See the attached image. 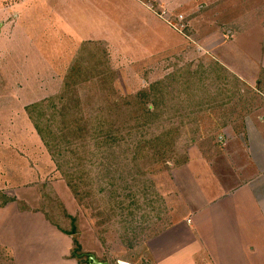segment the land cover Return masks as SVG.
<instances>
[{
    "label": "rangeland",
    "instance_id": "obj_1",
    "mask_svg": "<svg viewBox=\"0 0 264 264\" xmlns=\"http://www.w3.org/2000/svg\"><path fill=\"white\" fill-rule=\"evenodd\" d=\"M136 1L0 0V208L9 200L6 204L34 213L30 206L36 208L40 203L55 220L65 207L63 224L84 239L88 248L90 229L95 232L92 206L77 205L24 109L59 91L67 69L79 58L80 47L87 42L107 44L118 96L160 81L177 67H195L207 57L243 81L236 83L238 95L233 105L216 113L209 111L211 120L204 126L213 132L188 148L187 164L192 171L180 168L170 174H150L151 193L164 202L165 216L152 226L148 223L144 230L146 222L140 218L143 224L136 241L128 245L120 241L116 227L103 234L102 258L109 264H149L144 257L148 246L183 207L206 209L217 201L222 204L216 207L228 205L234 216L244 219L243 234L235 231L243 239L254 232L253 224L248 223L256 216L251 200L262 204L264 217V0H195L191 12H186L189 16L183 11L170 16L151 0ZM137 13L141 22L146 18V27L154 28V22L166 27L165 50L155 42L150 45L155 35L139 31L140 21L133 19ZM181 13L190 22L194 20V29L187 28ZM181 39L184 43L179 47ZM193 173L197 182L190 179ZM10 263L0 258V264Z\"/></svg>",
    "mask_w": 264,
    "mask_h": 264
},
{
    "label": "trees",
    "instance_id": "obj_2",
    "mask_svg": "<svg viewBox=\"0 0 264 264\" xmlns=\"http://www.w3.org/2000/svg\"><path fill=\"white\" fill-rule=\"evenodd\" d=\"M106 45L83 44L59 91L24 109L77 205L92 206L102 246L103 234L115 227L128 245L136 241L140 218L146 222L144 230L166 214L164 202L151 193L150 174H170L187 164L188 148L213 132L204 126L211 120L209 111L233 105L239 81L205 57L195 67H177L160 81L118 96ZM70 257L86 262L75 240Z\"/></svg>",
    "mask_w": 264,
    "mask_h": 264
},
{
    "label": "crops",
    "instance_id": "obj_3",
    "mask_svg": "<svg viewBox=\"0 0 264 264\" xmlns=\"http://www.w3.org/2000/svg\"><path fill=\"white\" fill-rule=\"evenodd\" d=\"M134 1L138 3L136 0ZM151 1L162 7L161 10L164 9V11L170 12V16H173L176 11H183L186 16H189L186 12H191L190 10L193 9L192 5L195 2V0ZM210 1L213 2V0H208L209 3ZM140 8L143 7L140 6ZM143 15H145L144 12ZM178 15L186 18L189 30L190 27L194 29L191 25L194 23L193 19L190 18V22L188 17L182 13ZM146 17L152 19L150 16ZM136 18L139 21L142 19L138 13L133 17V19ZM145 20L146 18L142 22L140 21L139 24L141 25L137 28L139 31L144 30L148 36L155 35L156 39L151 38L150 45H154L155 42L156 46L158 45L161 50H165L163 38L165 34H169V31L161 24L156 25L154 21V28L151 25L146 27L147 21ZM235 22L237 23V21ZM182 43L184 41L181 39L179 47ZM150 56L144 55V58ZM236 79L238 78L236 77ZM239 79L242 81L241 78ZM239 79L238 81L242 83L243 81L241 82ZM261 122H264V120L261 119ZM191 166L187 164L181 170L189 169V171H192ZM190 179L194 182L198 181L195 173L190 174ZM20 199L25 201L23 197H20ZM64 199L67 198L62 200L64 201ZM182 203L186 204V201ZM218 204H222V202L217 201L206 209H202V207L189 208L188 206L180 208L179 212H176L175 218H172L170 226L154 238L151 245L148 246L149 251L144 253L148 263L264 264L262 204L254 203V200H251L250 206L252 205L251 207L256 212V216L255 218L250 217L248 223L253 224L254 232L251 235H249V232L245 234L244 239L235 233V231H238L243 234L240 228L244 219L239 215L234 216V212L228 205L216 207ZM30 207L35 210L34 213L25 211L22 206H20L22 210L18 209V206L13 203L0 208V258L2 260L11 261L10 264H23L24 261H27V264H81L70 257L73 242L76 239L81 251L86 254V262H82V264H90L89 259L91 257L100 263L109 264L108 260L102 258L104 249L93 229H90V248H88L84 239H79L75 234L73 236L67 234L69 231L63 221L57 218L55 220L49 218L50 211L44 208L42 204L39 203L36 208ZM64 211L66 212L65 207ZM14 221L19 222V225H14ZM117 264L131 263L118 261Z\"/></svg>",
    "mask_w": 264,
    "mask_h": 264
},
{
    "label": "water",
    "instance_id": "obj_4",
    "mask_svg": "<svg viewBox=\"0 0 264 264\" xmlns=\"http://www.w3.org/2000/svg\"><path fill=\"white\" fill-rule=\"evenodd\" d=\"M89 261H90V264H105V263L98 262L96 259H94L92 257L89 259Z\"/></svg>",
    "mask_w": 264,
    "mask_h": 264
},
{
    "label": "built area",
    "instance_id": "obj_5",
    "mask_svg": "<svg viewBox=\"0 0 264 264\" xmlns=\"http://www.w3.org/2000/svg\"><path fill=\"white\" fill-rule=\"evenodd\" d=\"M171 25V24H170Z\"/></svg>",
    "mask_w": 264,
    "mask_h": 264
}]
</instances>
